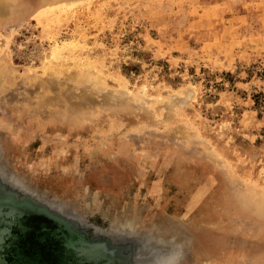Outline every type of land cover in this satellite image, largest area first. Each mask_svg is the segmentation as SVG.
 Wrapping results in <instances>:
<instances>
[{
	"label": "rangeland",
	"instance_id": "obj_1",
	"mask_svg": "<svg viewBox=\"0 0 264 264\" xmlns=\"http://www.w3.org/2000/svg\"><path fill=\"white\" fill-rule=\"evenodd\" d=\"M37 2L0 21L16 171L98 225L184 233L191 264H264V0ZM11 174L0 200L50 203Z\"/></svg>",
	"mask_w": 264,
	"mask_h": 264
},
{
	"label": "water",
	"instance_id": "obj_2",
	"mask_svg": "<svg viewBox=\"0 0 264 264\" xmlns=\"http://www.w3.org/2000/svg\"><path fill=\"white\" fill-rule=\"evenodd\" d=\"M11 175L30 184L48 202L0 200V264H191L192 239L184 233L143 227L132 219L114 218L104 227L91 221L76 202L36 187L6 158ZM36 198V199H35ZM51 203H54L53 206Z\"/></svg>",
	"mask_w": 264,
	"mask_h": 264
},
{
	"label": "bare ground",
	"instance_id": "obj_3",
	"mask_svg": "<svg viewBox=\"0 0 264 264\" xmlns=\"http://www.w3.org/2000/svg\"><path fill=\"white\" fill-rule=\"evenodd\" d=\"M24 0H0V21L1 18H3V15H7V13H14L15 9L17 7H20L21 3H23ZM81 0H38L37 5L33 10L29 11V15L32 16L36 14L39 9H53V8H58L64 4L67 3H80ZM92 2V1H91ZM86 3V2H85ZM64 8V7H63ZM23 11H28V10H23ZM42 17V16H41ZM11 18H8L6 20H10ZM25 16L18 18L17 20H14V22H17L15 26H13L11 29L15 30L16 28H19L24 24L25 21ZM57 66V65H56ZM56 68V67H55Z\"/></svg>",
	"mask_w": 264,
	"mask_h": 264
}]
</instances>
